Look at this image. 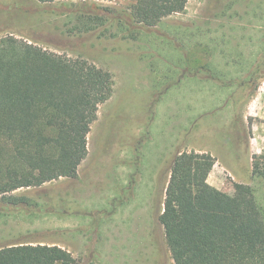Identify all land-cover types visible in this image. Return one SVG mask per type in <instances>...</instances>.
<instances>
[{"label":"rangeland","instance_id":"374dc122","mask_svg":"<svg viewBox=\"0 0 264 264\" xmlns=\"http://www.w3.org/2000/svg\"><path fill=\"white\" fill-rule=\"evenodd\" d=\"M80 1L0 0V36L87 59L114 80L76 175L15 190L23 203L0 197V247L55 243L77 264H174L159 215L182 151L209 155L195 174L232 199L249 184L264 212V180L251 172L264 151V0H189L143 31L63 5ZM87 1L127 16L136 0Z\"/></svg>","mask_w":264,"mask_h":264},{"label":"trees","instance_id":"16d2710c","mask_svg":"<svg viewBox=\"0 0 264 264\" xmlns=\"http://www.w3.org/2000/svg\"><path fill=\"white\" fill-rule=\"evenodd\" d=\"M53 2L55 0H37ZM189 0H136L131 14L64 3L70 15L129 30H152L183 12ZM117 11V12H116ZM91 30V26H86ZM85 29V30H86ZM109 71L87 59L50 51L25 37L0 36V197L60 177H74L87 155V134L98 105L113 93ZM209 155L182 151L172 161L159 221L174 264H264V212L249 184L236 199L198 177L194 163ZM252 176L264 180V151L252 156ZM0 264H77L57 244L20 242L0 247Z\"/></svg>","mask_w":264,"mask_h":264}]
</instances>
